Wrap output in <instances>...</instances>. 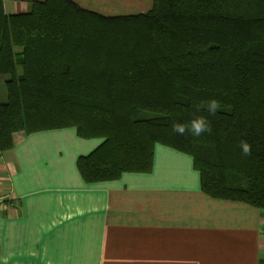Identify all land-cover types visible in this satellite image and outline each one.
Returning a JSON list of instances; mask_svg holds the SVG:
<instances>
[{"label": "trees", "instance_id": "trees-1", "mask_svg": "<svg viewBox=\"0 0 264 264\" xmlns=\"http://www.w3.org/2000/svg\"><path fill=\"white\" fill-rule=\"evenodd\" d=\"M2 75L0 154L15 132L74 127L103 139L76 163L98 182L149 172L161 144L192 157L209 197L264 209V0H153L122 15L74 0L7 13L0 0ZM211 99L222 105L215 116L195 111ZM193 116L212 132H172Z\"/></svg>", "mask_w": 264, "mask_h": 264}, {"label": "crops", "instance_id": "crops-1", "mask_svg": "<svg viewBox=\"0 0 264 264\" xmlns=\"http://www.w3.org/2000/svg\"><path fill=\"white\" fill-rule=\"evenodd\" d=\"M2 1L19 13L31 0ZM74 1L110 15L153 3ZM102 140L74 127L13 134L0 154V264H264V209L209 197L192 157L161 144L149 172L85 181L77 159Z\"/></svg>", "mask_w": 264, "mask_h": 264}, {"label": "clouds", "instance_id": "clouds-1", "mask_svg": "<svg viewBox=\"0 0 264 264\" xmlns=\"http://www.w3.org/2000/svg\"><path fill=\"white\" fill-rule=\"evenodd\" d=\"M221 107L222 105L216 99H211L207 102L201 101L194 105L196 112L203 109L206 110L210 116H215ZM171 127L174 134L181 136L191 135L193 137H200L206 133L210 134L212 132V123L204 116H193V118L186 123L173 122ZM240 148L244 156H250L252 154V146L249 142L242 140Z\"/></svg>", "mask_w": 264, "mask_h": 264}, {"label": "rangeland", "instance_id": "rangeland-1", "mask_svg": "<svg viewBox=\"0 0 264 264\" xmlns=\"http://www.w3.org/2000/svg\"><path fill=\"white\" fill-rule=\"evenodd\" d=\"M98 11V13H102L103 12L99 11V10H95ZM107 13V12H106ZM104 15H110V14H104ZM118 15V14H117ZM8 78L7 75H2L0 78V101L4 102L6 100V92H5V86H4V81Z\"/></svg>", "mask_w": 264, "mask_h": 264}]
</instances>
